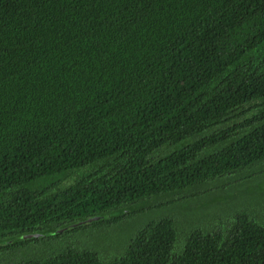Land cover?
Instances as JSON below:
<instances>
[{
    "label": "trees",
    "instance_id": "16d2710c",
    "mask_svg": "<svg viewBox=\"0 0 264 264\" xmlns=\"http://www.w3.org/2000/svg\"><path fill=\"white\" fill-rule=\"evenodd\" d=\"M263 162L264 0H0V253ZM253 212L10 264H264Z\"/></svg>",
    "mask_w": 264,
    "mask_h": 264
},
{
    "label": "rangeland",
    "instance_id": "374dc122",
    "mask_svg": "<svg viewBox=\"0 0 264 264\" xmlns=\"http://www.w3.org/2000/svg\"><path fill=\"white\" fill-rule=\"evenodd\" d=\"M250 171L255 173L264 171V162L249 168L248 172ZM219 186V184L202 186L203 190L200 192H205L204 194L187 200H178L184 195L180 193L135 202L128 207L126 213L130 214L133 211L136 213L131 214L132 216L121 217L118 221L109 224L94 225L89 223L82 228L62 233L59 236L50 234L37 235L38 237L36 235L26 236L30 239L35 237L38 240L14 250L3 251L0 253V264H10L14 258L51 254L72 246L98 250L105 259L111 260L122 252L121 244L135 230L162 217L174 218L175 216L181 228L186 227L187 223L191 221L192 229L208 224L209 227L210 224H213L212 226L215 225L216 228H229L238 219L237 212L240 209L242 211L246 208L252 209L254 210L253 216L264 217V200L261 199L264 197V176L248 179L235 185H226L223 188H219ZM195 191L193 189L189 192ZM172 199L174 201L169 202ZM258 199L260 200L257 202ZM115 214H120V211L114 214L110 213L112 216Z\"/></svg>",
    "mask_w": 264,
    "mask_h": 264
},
{
    "label": "water",
    "instance_id": "95a60500",
    "mask_svg": "<svg viewBox=\"0 0 264 264\" xmlns=\"http://www.w3.org/2000/svg\"><path fill=\"white\" fill-rule=\"evenodd\" d=\"M95 219H98V217H95ZM92 219H89V221H91Z\"/></svg>",
    "mask_w": 264,
    "mask_h": 264
}]
</instances>
